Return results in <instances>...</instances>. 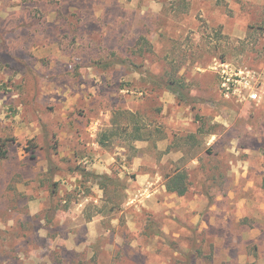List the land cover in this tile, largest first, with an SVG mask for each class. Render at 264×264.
<instances>
[{
	"label": "rangeland",
	"instance_id": "1",
	"mask_svg": "<svg viewBox=\"0 0 264 264\" xmlns=\"http://www.w3.org/2000/svg\"><path fill=\"white\" fill-rule=\"evenodd\" d=\"M0 264H264V0H0Z\"/></svg>",
	"mask_w": 264,
	"mask_h": 264
},
{
	"label": "built area",
	"instance_id": "2",
	"mask_svg": "<svg viewBox=\"0 0 264 264\" xmlns=\"http://www.w3.org/2000/svg\"><path fill=\"white\" fill-rule=\"evenodd\" d=\"M217 72L220 80L219 87L225 97H241L242 89H250L246 76L243 74L244 72L239 71V73H231L229 65L223 62L217 67ZM243 80H246L245 83L242 82ZM247 97L248 99L259 101L261 96L254 90L252 92L250 91Z\"/></svg>",
	"mask_w": 264,
	"mask_h": 264
},
{
	"label": "trees",
	"instance_id": "3",
	"mask_svg": "<svg viewBox=\"0 0 264 264\" xmlns=\"http://www.w3.org/2000/svg\"><path fill=\"white\" fill-rule=\"evenodd\" d=\"M146 43V42H145ZM134 139H141L138 134L134 135ZM6 143H2L4 146ZM5 150L3 151V154ZM165 189L167 192L174 193L177 196H183L188 190V175L185 170L176 168L170 174L165 176Z\"/></svg>",
	"mask_w": 264,
	"mask_h": 264
},
{
	"label": "crops",
	"instance_id": "4",
	"mask_svg": "<svg viewBox=\"0 0 264 264\" xmlns=\"http://www.w3.org/2000/svg\"><path fill=\"white\" fill-rule=\"evenodd\" d=\"M188 133L195 134V133H197V129L195 127L192 130L191 129H187V130H185V133L181 132L180 134L181 135H187ZM208 136H211V138L215 139L216 134L214 132H211V133L208 134ZM173 144H176V143H174V140L171 139V153L174 151ZM213 144H215V142H213ZM177 157H180V156H177ZM191 161H192L191 165H195L196 163L199 162L198 158H196V157H191ZM251 186H253V182H248L243 189L251 190V188H250Z\"/></svg>",
	"mask_w": 264,
	"mask_h": 264
}]
</instances>
